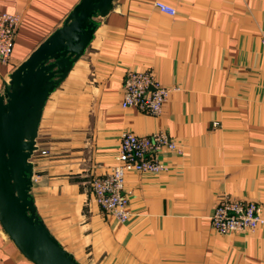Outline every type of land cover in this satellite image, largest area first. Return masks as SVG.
<instances>
[{"label":"crops","instance_id":"1","mask_svg":"<svg viewBox=\"0 0 264 264\" xmlns=\"http://www.w3.org/2000/svg\"><path fill=\"white\" fill-rule=\"evenodd\" d=\"M79 1L0 0L20 16L0 96ZM96 18L42 110L30 158L37 218L78 264H264V225L223 236L209 224L223 194L257 203L264 217V0H114ZM128 70L173 89L158 116L121 107ZM158 131L181 153L162 155L165 173L124 176L120 223L98 207L91 180L114 165L122 134ZM0 264H33L1 226Z\"/></svg>","mask_w":264,"mask_h":264},{"label":"water","instance_id":"2","mask_svg":"<svg viewBox=\"0 0 264 264\" xmlns=\"http://www.w3.org/2000/svg\"><path fill=\"white\" fill-rule=\"evenodd\" d=\"M114 0H80L63 25L10 76L0 96V226L33 264H78L35 215L29 195L35 140L45 102L84 54Z\"/></svg>","mask_w":264,"mask_h":264},{"label":"built area","instance_id":"3","mask_svg":"<svg viewBox=\"0 0 264 264\" xmlns=\"http://www.w3.org/2000/svg\"><path fill=\"white\" fill-rule=\"evenodd\" d=\"M161 14L173 17L176 10L160 1L154 3ZM20 24L18 14L0 11V63L12 56ZM264 56V39L261 41ZM121 107L133 108L151 116H158L173 89L160 86L151 72L128 70L122 81ZM214 127L217 123L212 124ZM180 154L179 145L164 131L139 136L131 132L122 134L114 165L108 172L91 180V191L100 209L120 223L129 217L128 200L123 194L124 176L129 172L158 175L168 166L163 163L164 153ZM210 227L219 235L253 233L264 225L260 206L228 194L218 197L209 217Z\"/></svg>","mask_w":264,"mask_h":264},{"label":"rangeland","instance_id":"4","mask_svg":"<svg viewBox=\"0 0 264 264\" xmlns=\"http://www.w3.org/2000/svg\"><path fill=\"white\" fill-rule=\"evenodd\" d=\"M97 18H98V17H97ZM97 18H96V19H97Z\"/></svg>","mask_w":264,"mask_h":264}]
</instances>
